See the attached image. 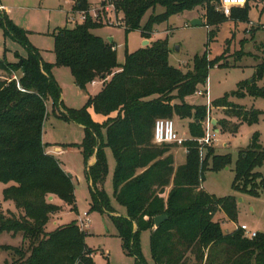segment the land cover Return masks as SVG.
I'll return each instance as SVG.
<instances>
[{
	"label": "trees",
	"instance_id": "trees-1",
	"mask_svg": "<svg viewBox=\"0 0 264 264\" xmlns=\"http://www.w3.org/2000/svg\"><path fill=\"white\" fill-rule=\"evenodd\" d=\"M74 2L73 11L84 13L85 18L73 29L56 30L53 65L43 62L25 33L0 15L4 35L26 50L24 57L15 53L12 63L0 58V184L5 186L3 201L15 207L14 212L0 211V234L21 235L28 243L26 248L1 247L14 254L11 264H93V252L85 243L86 233L77 222L45 231L49 216L59 210L49 197H57L69 206L75 203L71 177L55 157L46 153L42 140L49 100L58 119L84 127L80 148L90 189V211L110 216L122 247L134 257V264H145L140 251L142 231L150 232L154 264H264V234L249 239L239 226L225 233L215 220L217 213L222 212L228 221L236 223L235 198L215 197L201 188L205 171L229 165L230 155L217 156L208 151L200 159L197 140L203 134L196 121L204 118L205 107H192L184 99L206 88L209 69L220 59L209 60L205 52L193 58L191 68H173L168 64L166 37L126 53L124 62L119 64L113 41L91 33L101 23L89 15L85 0ZM251 2L264 0H247L243 8H232L230 20L247 23ZM111 4L114 11L122 14L125 32L139 30L143 39H150L153 27L170 17L200 9L204 11L203 25L212 29L208 34L210 43L226 19L217 10L219 0H111ZM157 7L163 12L155 14ZM236 54V59L245 55L242 50ZM53 66L68 68L80 89L95 81L102 82V88L81 109H66L51 75ZM254 68L251 83L241 85L232 96L242 97L246 90L252 97L264 98V85L257 86L264 79V60ZM228 100L225 96L214 101V107L241 111L242 121H257V112L249 113ZM89 108L107 119L102 124L94 122ZM173 116L192 120V139L183 144L187 151L185 163L176 170L171 145L157 146L152 142L155 120ZM106 148L115 160L114 200L124 209V215H112L117 210L103 190L108 173ZM93 155L95 163L87 166ZM262 166L264 148L254 136L249 147L238 152L233 190L257 197L263 189V178L257 170ZM160 216L165 220L155 227L154 219Z\"/></svg>",
	"mask_w": 264,
	"mask_h": 264
},
{
	"label": "rangeland",
	"instance_id": "rangeland-1",
	"mask_svg": "<svg viewBox=\"0 0 264 264\" xmlns=\"http://www.w3.org/2000/svg\"><path fill=\"white\" fill-rule=\"evenodd\" d=\"M85 2L90 10L100 12L98 18L92 17V19L101 24L92 29L91 33L106 41L109 39L113 41L119 64L124 62L126 53L145 48L146 46H142L143 40L154 42L164 40L166 37H168L170 51L168 64L173 68L185 71L192 67L195 56H202L205 52L209 60L220 59L216 66L209 69L206 88L199 90L202 94L197 92L184 99V102L192 107H205L204 118L196 123L200 124L202 130L203 135L200 139L209 134L213 140L209 143L198 144L200 159H204L208 151L217 156L230 155L229 165L219 170L205 171L201 188L215 197L235 198L238 205L236 223L228 221L222 212L215 216V220L221 223L223 232H232L237 226L245 225L250 233L264 234V166L257 169L263 178V189L257 197L234 191L232 187L238 152L247 149L254 136H258L259 143L264 148V98L252 97L246 90H243L242 97L232 96L241 85L251 83L255 65L264 60V2L249 4L247 23H234L226 17L225 21L219 25L214 40L210 43L208 41V34L212 30L210 27L203 24L200 26L190 24L193 17H202L204 11L200 9L170 17L167 22L153 27L150 39H143L139 30L125 32L122 23L123 16L114 11L111 7V0H85ZM74 4V0H0V15L8 24L25 33L27 42L38 50L43 62L53 65L55 63L53 49L56 30L73 29L76 25L83 23L81 13L73 11ZM162 12L163 8L157 7L154 13ZM149 15L150 11L143 17L142 25ZM201 21L203 23V19ZM240 50L245 55L241 59H236V53ZM15 53L26 56V50L10 36H5L3 28L0 27V58L10 63L15 62ZM220 64L225 66H219ZM2 75L3 73L0 72V76ZM51 75L60 88L61 101L66 109H81L90 97L97 95L101 90L98 82L80 89L76 86L70 70L65 67H51ZM18 76L17 73L14 77L17 79ZM257 84V86L264 85V79L258 81ZM225 96H228V101L232 105L241 107L249 113L257 112V121L254 123L242 121L244 115L241 111L231 112L227 110L228 107L215 108L213 102ZM52 109V102L49 100L42 140L46 145L45 151L47 149L50 151V154L47 151L46 153L60 161L62 168L71 176L75 203L69 206L59 198H54L52 204L59 210L49 216L45 231L51 232L60 226L87 218L89 226L85 230V243L93 252L91 256L93 264H134V257L128 255L123 249L110 216L90 211V189L84 177L85 164L80 148L84 139V127L74 122L58 119L52 113ZM88 110L95 122L103 123L99 114H96L92 108ZM225 112L229 113L225 114ZM236 115L238 118L235 117ZM170 119L179 138L185 141L192 139L189 129V124L192 123L190 118L181 119L173 116ZM176 147H178L177 150ZM175 150L177 152L175 163L180 164L182 159H185V150L182 146L171 145L170 153H174ZM105 154L108 173L103 183V190L111 206L117 210L119 215H124V209L114 200L115 160L109 148L105 149ZM211 165L209 160L210 168ZM4 188L5 186L0 184V211L2 213L14 212V205L3 201ZM84 214L87 216L84 217ZM139 238L144 263L154 264L150 253V232L142 231ZM27 245V241H23L21 235L0 234V264H11L15 259L11 251L1 247L26 248Z\"/></svg>",
	"mask_w": 264,
	"mask_h": 264
},
{
	"label": "built area",
	"instance_id": "built-area-1",
	"mask_svg": "<svg viewBox=\"0 0 264 264\" xmlns=\"http://www.w3.org/2000/svg\"><path fill=\"white\" fill-rule=\"evenodd\" d=\"M247 0H219V5L217 10L222 13L225 17H229L232 8H242L245 6ZM113 8V6H111ZM1 10V7H0ZM95 10H90L89 15L93 18H98V14ZM82 20H84V13H81ZM199 94H202L199 92ZM213 138L211 135L207 134L204 138L197 140L198 144L209 143ZM152 142L155 145L170 144L182 146L185 140L178 137L177 133L174 131V125L171 119H156L152 131ZM184 148V147H183ZM185 153L187 152L184 148ZM87 215L84 214V217ZM77 225L80 230L85 231L89 226V221L86 219L77 220ZM239 229L243 232L244 237L252 239L256 236L255 233H250L245 225L239 226Z\"/></svg>",
	"mask_w": 264,
	"mask_h": 264
},
{
	"label": "crops",
	"instance_id": "crops-1",
	"mask_svg": "<svg viewBox=\"0 0 264 264\" xmlns=\"http://www.w3.org/2000/svg\"><path fill=\"white\" fill-rule=\"evenodd\" d=\"M192 19H200L201 20V17H193ZM144 41V40H143ZM149 44H150V40H149ZM95 82H98V84L100 85V87L102 88V82H100V81H95ZM95 82H93V83H95ZM115 114H112V116H114ZM99 118H100V120H102L103 122L107 119V117H105V116H103V115H99ZM94 121V120H93ZM95 122V121H94ZM96 122H98V121H96ZM99 123V122H98ZM157 146H160V145H157ZM175 146V145H174ZM47 149V148H46ZM176 150L178 149V147H176L175 148ZM176 150L174 151V153H170L172 156H173V168H174V170H176V168L177 167H179V166H181V165H183L184 163H185V159L183 160L182 159V163H180V164H176L175 163V157H176V155H177V152H176ZM47 151V153L48 154H50L49 152L50 151H48V149L46 150ZM184 158H186V153H185V157ZM60 162V161H59ZM95 163V156L93 155L89 160H88V162H87V166H91V165H93ZM60 164H61V162H60ZM62 167V166H61ZM63 169V168H62ZM64 170V169H63ZM65 171V170H64ZM53 198V197H52ZM54 199V198H53ZM52 199V200H53ZM113 215H119L118 214V212L116 213V214H113Z\"/></svg>",
	"mask_w": 264,
	"mask_h": 264
},
{
	"label": "water",
	"instance_id": "water-1",
	"mask_svg": "<svg viewBox=\"0 0 264 264\" xmlns=\"http://www.w3.org/2000/svg\"><path fill=\"white\" fill-rule=\"evenodd\" d=\"M101 4H103V3H101ZM190 24L192 25V26H200V25H202L203 23H202V21L200 20V19H192L191 21H190ZM109 42H112V40L111 39H109L108 40ZM149 45V41H147V40H144L143 42H142V46H148ZM69 177H71L70 175H69ZM52 197H49L48 198V200L49 201H52ZM165 220V217L164 216H160V217H157V218H155L154 219V225H155V227H158L163 221Z\"/></svg>",
	"mask_w": 264,
	"mask_h": 264
}]
</instances>
